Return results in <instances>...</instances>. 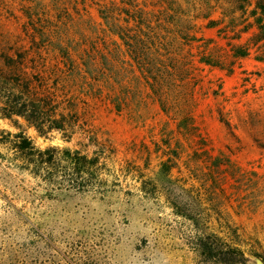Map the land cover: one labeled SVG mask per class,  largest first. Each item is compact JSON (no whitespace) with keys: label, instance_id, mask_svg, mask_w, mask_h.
I'll list each match as a JSON object with an SVG mask.
<instances>
[{"label":"rangeland","instance_id":"rangeland-1","mask_svg":"<svg viewBox=\"0 0 264 264\" xmlns=\"http://www.w3.org/2000/svg\"><path fill=\"white\" fill-rule=\"evenodd\" d=\"M238 3L0 0L8 85L74 128L0 116V140L98 157L79 188L0 142V264H264V45Z\"/></svg>","mask_w":264,"mask_h":264},{"label":"trees","instance_id":"trees-1","mask_svg":"<svg viewBox=\"0 0 264 264\" xmlns=\"http://www.w3.org/2000/svg\"><path fill=\"white\" fill-rule=\"evenodd\" d=\"M240 4L242 9L252 6L248 13V25L254 27V36L256 40L264 45V0H227ZM233 55L237 57H244L248 53L247 45H231ZM259 60H264V55L258 57ZM154 87L153 83H150ZM39 94V95H38ZM35 97L24 98L23 93L14 91L8 85V78L6 73L0 71V116L10 118L12 115H19L25 118L28 123L34 125L37 131L41 134L57 130L62 134H66V138H70L73 127H67V114L59 110V107H52L48 109L47 93H38ZM7 136L4 141L16 153L20 154V161L18 167L29 171L32 175L44 174L48 181L52 182L54 173H58L56 169L58 166L64 167L66 170V182L70 186L83 188V179L88 175H92V168L98 162V157H88L82 154L79 150L59 149L56 147H47L38 149L33 146L31 140L25 137L22 132H17L11 135L10 132L2 131ZM12 136V139L10 137ZM202 252L207 253L211 250L206 243L201 241ZM231 255H235L227 264L244 263L245 256L242 251L237 248H230Z\"/></svg>","mask_w":264,"mask_h":264},{"label":"water","instance_id":"water-1","mask_svg":"<svg viewBox=\"0 0 264 264\" xmlns=\"http://www.w3.org/2000/svg\"><path fill=\"white\" fill-rule=\"evenodd\" d=\"M256 264H262V262L259 259H256Z\"/></svg>","mask_w":264,"mask_h":264}]
</instances>
